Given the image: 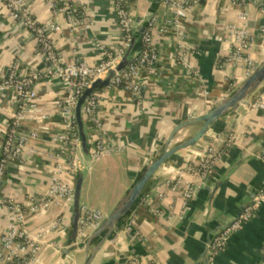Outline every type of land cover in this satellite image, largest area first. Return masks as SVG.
I'll return each instance as SVG.
<instances>
[{"label": "crops", "instance_id": "1", "mask_svg": "<svg viewBox=\"0 0 264 264\" xmlns=\"http://www.w3.org/2000/svg\"><path fill=\"white\" fill-rule=\"evenodd\" d=\"M23 1L38 22L45 24L53 20L60 26V30L50 36L62 63L85 61L93 65L103 57L104 50L116 51L120 44L121 33L114 18L112 0H82L83 6L72 22L67 21L64 13L52 14L48 7L49 1L61 7L71 0ZM128 3L139 26L153 14L157 15V24L168 16L161 0H129ZM243 10L247 17L240 20V24L254 36L249 53L258 62L264 58V13L250 2ZM237 11L238 5L232 0H202L183 20L180 30L188 47L184 57L190 69L199 72V77L177 60L172 32L154 33L158 61L154 74L141 75L139 96L116 87L97 91L104 140L111 150L88 161L80 193L81 205L98 210L106 188H110L114 194L104 212L107 214L175 125L204 114L245 79L243 62H226L230 46L222 32L224 24L233 21ZM140 46L141 39L135 50ZM14 61L24 74L37 75L34 82L37 103L47 116L40 123L28 121L22 125L24 132L36 131L38 137H28L21 155L7 163L0 185L1 196L26 203L47 190L49 169L55 163L58 150L52 136L61 131L64 124L56 101L64 97L65 89L59 80L46 74L49 61L39 52L35 39L23 26L8 18L6 7L0 2V81L7 78ZM20 103L13 91L0 92V154L10 116ZM232 121L229 133L236 139L209 176L205 180L194 175L184 176L194 185L195 195L182 206L180 192L172 190L166 181L199 161L206 145L216 140L221 143L228 136L225 131ZM199 127L200 123L186 125L176 133L172 143ZM207 136L210 140L203 139L176 153L156 171L149 193L131 214L128 226L102 245L92 264L203 262L210 234L236 214L253 190L258 193L264 188V108L240 107L218 121ZM232 164L237 166L216 185L220 175ZM66 179L74 185L75 173ZM155 209L160 211L159 215L154 213ZM59 214L66 216V223L44 237L41 264H81L82 253L73 252L63 260L58 258L57 248L66 245L69 236L71 203L59 201L44 212L26 214L28 227L36 229ZM9 222L6 207L0 205V235L7 230ZM126 253L130 255L120 257ZM133 259L136 261L132 262ZM209 264H264V201Z\"/></svg>", "mask_w": 264, "mask_h": 264}, {"label": "built area", "instance_id": "2", "mask_svg": "<svg viewBox=\"0 0 264 264\" xmlns=\"http://www.w3.org/2000/svg\"><path fill=\"white\" fill-rule=\"evenodd\" d=\"M201 1L161 0L168 16L161 24H157L156 14L150 16L146 29L141 36L140 49L134 55L132 61L125 68L118 71L105 87L120 88L131 92L136 97L139 96L141 92V75L143 73L147 75L154 74L155 63L158 61V52L153 42L154 33L165 35L172 32L176 41L177 60L183 67L189 69L194 76L199 77V72L191 70L185 60L184 53L188 50V47L183 41L180 29L189 11L199 5ZM0 2L6 7L8 18L13 23L23 26L35 39L39 52L45 55L49 61L46 74L59 80L65 89L64 97L56 101L64 117V124L62 130L52 136V140L57 143L58 150L54 156L55 163L49 169L46 192L31 197L26 203L17 201L12 197L0 195V205L5 206L10 215L8 228L0 235V264H41V249L44 237L64 225L66 216L59 214L32 230L27 226L26 214L34 215L44 212L59 201H64L67 204L71 203L73 185L66 177L72 176L80 165L78 159L80 145L74 118L76 101L94 79L103 77L122 57L131 44L135 20L129 8V0H112L114 18L121 33L120 44L116 51L104 50L103 57L93 65L85 61L62 63L55 53L50 36L51 33L60 30L57 23L53 20H49L45 24L38 22L30 11L23 7V0H0ZM248 2L258 5L264 13V0H232V3L238 5L237 15L233 21L225 23L222 28L223 37L230 46L226 54V62L229 64L243 62L246 76L253 70L255 65V61L249 53V49L254 43V36L245 25L240 24V20L244 21L247 17L243 8ZM82 6V0H71L69 4H64L61 7L53 1L48 2L50 12L54 15L59 12L64 13L68 22L74 21L79 8H82ZM36 78L35 73L24 74L20 70L18 62L14 61L10 66L7 78L0 81V92L11 90L21 100L20 105L10 116L2 142L0 182L4 176L7 163L18 158L26 148L28 137H38L36 131L24 132L22 125L28 121L40 123L47 117L37 103L38 95L34 86ZM252 106L256 109L264 108V91ZM97 108L98 94L95 92L85 101L82 108L83 119L87 123L90 159H97L111 150L104 140L105 131ZM235 139L236 136L229 133L221 143L216 140L206 145L199 161L179 170L175 177L166 181L172 190L180 192L182 206L187 205L195 195L194 185L186 180L184 176L194 175L205 180ZM263 201L264 188L242 209L233 222L216 233L206 252L208 263H211L214 257L224 250L229 237L252 218ZM154 213L159 215L160 211L155 209ZM104 215L97 209L81 205L78 237H84L95 228L102 221ZM135 261V259L132 260V262ZM197 264H204V262Z\"/></svg>", "mask_w": 264, "mask_h": 264}, {"label": "water", "instance_id": "3", "mask_svg": "<svg viewBox=\"0 0 264 264\" xmlns=\"http://www.w3.org/2000/svg\"><path fill=\"white\" fill-rule=\"evenodd\" d=\"M23 7H26V3H24ZM147 22L141 26L137 25L136 22L134 23V35L131 44L126 49L122 57L118 60L114 67L110 68L106 72L103 77L94 79L90 85L83 90L76 101L74 118L77 126L80 145L78 156L80 165L75 171V180L71 201L69 236L66 245L59 246L57 248L58 258L62 260L65 258V256H69L73 252L82 253L83 260L81 264H92L93 258L102 245L107 241H112L119 230L128 226L131 214L138 207L143 198L149 193L156 171L176 153L195 146L203 139L210 140V138L207 136L208 131L213 128L218 121L228 117L232 112L237 111L240 107H251L256 97L264 90L263 58L261 61L255 62L253 70L239 85L233 88L227 95L223 96L208 111L202 115L186 119L185 121L175 125L163 144L154 151V153L138 171L132 182L122 193L113 208L104 215L102 221L84 237L79 238L77 234L81 207L80 193L84 170L88 161L90 160L87 128L84 123L82 108L85 101L92 94L105 87L118 71L125 68L132 61L134 55L137 53L135 47L146 29ZM192 123H200V127L183 139L172 143L176 133L186 125ZM233 123L234 121L229 123V127L225 131L226 135L229 134ZM235 166H237V164H232L226 168L215 184L218 185L222 178L227 176ZM1 183L2 181L0 182V185ZM215 188L216 187L214 186L213 189ZM256 193L257 191L253 190L250 193L247 201H245L240 206V209L236 212V214L233 215L227 222L222 224L217 231L215 230L210 234L206 243L205 251H207L208 246L210 245L216 233L233 222L240 214L241 209H243L250 202V200L256 196ZM129 255V253H126L120 257H128ZM202 258L204 264H209L203 255Z\"/></svg>", "mask_w": 264, "mask_h": 264}, {"label": "rangeland", "instance_id": "4", "mask_svg": "<svg viewBox=\"0 0 264 264\" xmlns=\"http://www.w3.org/2000/svg\"><path fill=\"white\" fill-rule=\"evenodd\" d=\"M110 187L113 189L112 186H110ZM109 189L110 188H106V191L104 192L103 200L98 205L99 206L98 210L100 212H102V214H105L104 212L106 211V208H107L108 203L110 202V200H113L112 194H114V193H111V190H109ZM113 190H115V188ZM86 201L87 200L85 198H83V203H86ZM27 226H29V225L27 224Z\"/></svg>", "mask_w": 264, "mask_h": 264}, {"label": "trees", "instance_id": "5", "mask_svg": "<svg viewBox=\"0 0 264 264\" xmlns=\"http://www.w3.org/2000/svg\"><path fill=\"white\" fill-rule=\"evenodd\" d=\"M84 123H85V125H86V128H87V123H86V121L84 120ZM75 126H76V122H75ZM77 127V126H76Z\"/></svg>", "mask_w": 264, "mask_h": 264}]
</instances>
